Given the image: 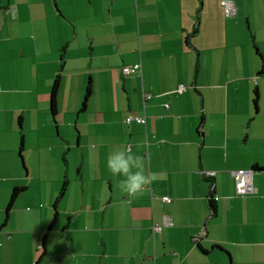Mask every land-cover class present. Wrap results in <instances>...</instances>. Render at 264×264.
I'll list each match as a JSON object with an SVG mask.
<instances>
[{
  "label": "crops",
  "instance_id": "crops-1",
  "mask_svg": "<svg viewBox=\"0 0 264 264\" xmlns=\"http://www.w3.org/2000/svg\"><path fill=\"white\" fill-rule=\"evenodd\" d=\"M222 1L0 0V264H264V0Z\"/></svg>",
  "mask_w": 264,
  "mask_h": 264
},
{
  "label": "clouds",
  "instance_id": "clouds-1",
  "mask_svg": "<svg viewBox=\"0 0 264 264\" xmlns=\"http://www.w3.org/2000/svg\"><path fill=\"white\" fill-rule=\"evenodd\" d=\"M24 92L26 93L27 89ZM137 148L150 149L151 144L141 143L137 145ZM145 167V158L132 153L130 148H121L112 152L106 163V168L112 176L123 177L118 186L129 200L142 196L155 178L146 174Z\"/></svg>",
  "mask_w": 264,
  "mask_h": 264
},
{
  "label": "built area",
  "instance_id": "built-area-1",
  "mask_svg": "<svg viewBox=\"0 0 264 264\" xmlns=\"http://www.w3.org/2000/svg\"><path fill=\"white\" fill-rule=\"evenodd\" d=\"M233 2L230 0H223L222 5L225 7V11L227 14H231L233 12ZM122 71L124 74H132L136 72L141 71L140 64H134V65H128L124 66L122 68ZM185 87L183 85L180 86V89H184ZM145 98L149 99L151 97V94L149 92H145ZM169 106L168 104L166 105ZM125 121L127 123L137 122V123H143L145 121V118L142 116H133L129 115L126 117ZM233 176L236 180V190L240 194H246V193H252L255 191L253 181H252V170L248 169H238L233 171ZM219 197H214L215 200H217ZM163 201H169V196H164ZM155 230H161V226H155Z\"/></svg>",
  "mask_w": 264,
  "mask_h": 264
},
{
  "label": "trees",
  "instance_id": "trees-1",
  "mask_svg": "<svg viewBox=\"0 0 264 264\" xmlns=\"http://www.w3.org/2000/svg\"><path fill=\"white\" fill-rule=\"evenodd\" d=\"M58 84H59V81H58V79H57V80L55 81V83H54L53 90H52V108L54 109V112H55V110H56V94H57ZM88 94H89V91H88ZM66 186H67V181H64L63 186H62V188H61V191H60V193H59L58 198L61 197V196L64 194V192H65V190H66ZM22 190H23L22 187H15V188L13 189L12 194H11V197H10V201H9V203H8V209L11 208V206L13 205L15 199H16L17 196L21 193ZM211 200H212V207H213V210L215 211V210H216V208H215L216 205H215L213 199H211Z\"/></svg>",
  "mask_w": 264,
  "mask_h": 264
}]
</instances>
